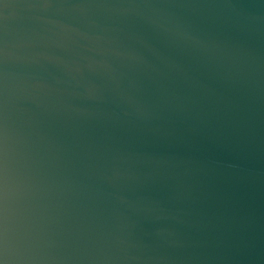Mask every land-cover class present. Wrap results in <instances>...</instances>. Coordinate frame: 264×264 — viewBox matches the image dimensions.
Returning a JSON list of instances; mask_svg holds the SVG:
<instances>
[{"label": "water", "instance_id": "1", "mask_svg": "<svg viewBox=\"0 0 264 264\" xmlns=\"http://www.w3.org/2000/svg\"><path fill=\"white\" fill-rule=\"evenodd\" d=\"M0 264H264V0H0Z\"/></svg>", "mask_w": 264, "mask_h": 264}]
</instances>
